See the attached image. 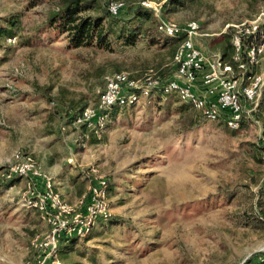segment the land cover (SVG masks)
Returning <instances> with one entry per match:
<instances>
[{
  "label": "rangeland",
  "instance_id": "obj_1",
  "mask_svg": "<svg viewBox=\"0 0 264 264\" xmlns=\"http://www.w3.org/2000/svg\"><path fill=\"white\" fill-rule=\"evenodd\" d=\"M116 1L121 21L149 10L151 21L132 25L151 33L132 46L111 39L106 50L68 46L48 24L59 0H0V264H38L33 241L49 231L27 205L29 180L6 178L17 153L35 159L68 205L87 192L92 170L107 181L111 219L60 244L62 264H244L264 254V123L252 113L231 130L170 96L116 112L99 136L73 119L95 104L107 75L174 76L176 44L156 33L159 22L198 21L196 44L211 59L232 45L235 27L264 14V0H196L174 11L166 0ZM227 54L234 63V48ZM252 69L264 72V57Z\"/></svg>",
  "mask_w": 264,
  "mask_h": 264
},
{
  "label": "built area",
  "instance_id": "obj_2",
  "mask_svg": "<svg viewBox=\"0 0 264 264\" xmlns=\"http://www.w3.org/2000/svg\"><path fill=\"white\" fill-rule=\"evenodd\" d=\"M123 8V2H111L108 12L117 16ZM239 26L232 34L235 70L230 64L223 63L220 56L210 59L197 46L196 37L203 36L200 33L202 24L198 21H190L183 26L172 21L159 22L157 30L161 34L183 37L173 56L174 76L164 79L150 72L142 80H134L124 72L107 75L104 77V89L95 104L84 109L74 123L99 136L105 130L113 107L124 109L137 104L141 98L161 94L178 98L207 121L223 122L227 128L238 130L244 115L256 111L264 87V72L246 74L264 57V14L260 13L248 27L245 24ZM250 38L251 43L244 50V43ZM198 79L203 88L201 91L196 89ZM260 140L264 144V137ZM97 173L96 170L91 171L87 192L74 205H68L54 191L51 178L38 167L31 155H14L6 169V178L29 180L25 194L27 205L44 214L49 226L44 237L33 241V247L40 256L38 264H62L57 252L60 241L64 238L83 240L99 220L110 216L107 181Z\"/></svg>",
  "mask_w": 264,
  "mask_h": 264
},
{
  "label": "trees",
  "instance_id": "obj_3",
  "mask_svg": "<svg viewBox=\"0 0 264 264\" xmlns=\"http://www.w3.org/2000/svg\"><path fill=\"white\" fill-rule=\"evenodd\" d=\"M103 6L98 5L97 0H59L60 7L58 10L51 14L48 24L54 29L58 30L60 34H65L68 40V46L73 49H78L81 47L95 46L99 49L110 50L111 39L117 43H121L125 46L134 45L135 41L139 37L145 38L151 33V29H143L140 25L133 26L132 22H147L151 21V12L141 6H137L131 10V20L128 22L118 20L124 8L120 11L117 16H112L108 12V5L114 0H106ZM196 0H166L165 6H170L171 10L174 11L179 8H184L188 3L194 2ZM101 10L100 16L88 15L89 11ZM8 26L14 27L16 21L8 20L6 21ZM105 23L107 25L105 26ZM4 34H9V31H4ZM156 33L161 37H165V40H170L175 42L176 48L174 54L177 50L178 45L180 44L183 37H167L157 30ZM224 38H228L225 37ZM232 39V36H231ZM161 40V39H160ZM159 38H154L151 41V44H156L160 41ZM157 41V42H156ZM222 43V42H221ZM231 49V51H230ZM233 53L232 45L224 46L223 53L220 56L223 63L230 64L235 70L237 69L236 64L231 61H226V57L229 56L227 52ZM174 56V55H173ZM232 60V58H231ZM255 73L253 69L247 71L246 74ZM119 73V72H116ZM250 73V74H251ZM99 96V95H98ZM164 96L161 94H156L151 96L147 100L151 99H161ZM190 107V106H189ZM191 108V107H190ZM119 106H115L109 112V118L115 116V113L122 110ZM114 114V115H112ZM79 115L74 116V121L79 117ZM253 116L256 117L257 121L264 123V87L261 93V99L258 103L256 111H254ZM15 178L9 179V184ZM109 187L107 185V196H108ZM111 216L107 219H101V221H109ZM98 221V222H99ZM91 234V233H90ZM77 241L75 238H64L60 241L57 252L59 254L60 244H68L71 242ZM244 264H264V254L257 253L252 255L249 259L246 260Z\"/></svg>",
  "mask_w": 264,
  "mask_h": 264
},
{
  "label": "crops",
  "instance_id": "obj_4",
  "mask_svg": "<svg viewBox=\"0 0 264 264\" xmlns=\"http://www.w3.org/2000/svg\"><path fill=\"white\" fill-rule=\"evenodd\" d=\"M196 89L198 90V91H201L203 88H202V86H201V80L200 79H198V81H197V83H196Z\"/></svg>",
  "mask_w": 264,
  "mask_h": 264
}]
</instances>
